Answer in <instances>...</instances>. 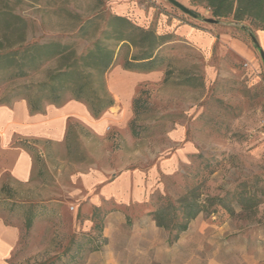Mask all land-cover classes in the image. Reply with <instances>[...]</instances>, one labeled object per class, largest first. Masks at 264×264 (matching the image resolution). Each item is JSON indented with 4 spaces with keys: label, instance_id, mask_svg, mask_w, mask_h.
Instances as JSON below:
<instances>
[{
    "label": "rangeland",
    "instance_id": "1",
    "mask_svg": "<svg viewBox=\"0 0 264 264\" xmlns=\"http://www.w3.org/2000/svg\"><path fill=\"white\" fill-rule=\"evenodd\" d=\"M177 1L197 17L167 0H0V13L10 11L26 21L25 42L68 43L77 54L103 39L114 15L164 36L156 50L162 59L159 76L140 78L133 86V99L139 98L136 116L133 106L125 124L113 115L101 134L72 118L76 126L68 142L38 139L28 181L8 173L0 177V218L19 229L6 264H167L168 239L175 230L153 225L152 211L170 203L180 221L178 199L190 189L205 208L189 222L173 260L264 264V71L251 37L264 30L250 18L213 17L203 1ZM5 25L0 17V41L14 43L18 36L4 33ZM184 27L210 34L213 43L198 46L179 30ZM231 38L240 48L230 46ZM105 42L115 56L106 81L140 49ZM57 65L52 61L38 73L3 81L0 95L42 80ZM122 86L115 81L117 90ZM92 169L107 171V177L122 171L145 174L146 201L121 205L102 200L93 217L95 207L82 180ZM211 197H219L221 204L206 201ZM100 220L99 231L94 223ZM216 230L234 232L237 244L213 247ZM95 245L99 249L90 251ZM130 245L133 253L126 248Z\"/></svg>",
    "mask_w": 264,
    "mask_h": 264
},
{
    "label": "trees",
    "instance_id": "2",
    "mask_svg": "<svg viewBox=\"0 0 264 264\" xmlns=\"http://www.w3.org/2000/svg\"><path fill=\"white\" fill-rule=\"evenodd\" d=\"M206 3L213 17L224 18L231 16L234 20L250 18L255 25L264 30V0H200ZM5 19L4 33L18 36L14 43L4 45L0 41V83L14 79L25 78L30 74L38 73L42 66L49 62L58 65L45 74L40 81L22 83L11 88L7 93L0 95V104H11L17 99L27 102L30 112H42L46 104L59 105L67 99L83 102L94 117L100 116L107 108L113 105L114 100L107 90L104 75L114 63V49L105 40L111 39L122 44H132L139 47L140 52L131 58L125 59L122 68L131 71L148 72L156 70L162 59L156 50L163 35H157L153 30H145L133 25L127 18L114 15L108 19L104 29L103 39L96 40L90 48L81 54L68 43L48 41L44 43L25 42L27 23L10 11L0 13ZM166 76L164 80H166ZM69 96V97H66ZM139 98L132 100L133 112L136 116ZM134 119L130 122L132 126ZM76 124L68 123L65 142H68L74 133ZM132 133L136 135L134 129ZM15 144L24 147L31 153L34 145L27 140H16ZM199 195L190 189L178 199V214L170 203L152 211L156 226L171 232L170 244L177 241L180 234L188 228V224L205 206L198 199ZM206 201L221 204L219 197H211ZM95 207L92 216L96 218ZM95 214V215H94ZM102 221H96L94 228L99 231ZM93 241V238H90ZM95 245L90 251L98 250Z\"/></svg>",
    "mask_w": 264,
    "mask_h": 264
},
{
    "label": "crops",
    "instance_id": "3",
    "mask_svg": "<svg viewBox=\"0 0 264 264\" xmlns=\"http://www.w3.org/2000/svg\"><path fill=\"white\" fill-rule=\"evenodd\" d=\"M179 30L190 36L202 48L209 47L213 43V39L208 33L194 31L191 27H184ZM254 37L259 46L264 47V31L257 32V36ZM229 44L231 47L240 48V44L236 39L231 38ZM159 74L158 70L141 72L123 68L120 71L111 72L105 82L114 103L98 117H94L83 102L75 99H67L59 105L46 104L42 112H30L24 99H17L11 104H0V177L8 173L15 180L26 182L33 173L32 154L24 147L15 144L16 140H27L32 145H35L38 139L62 143L65 141L67 125L72 118L78 119L81 124L92 128L98 134L103 132L106 124L112 120L113 115L119 119L121 125L125 124L131 115L134 96L133 86L137 84L140 78L154 79ZM124 77H131L132 81H126ZM115 81L122 83L121 90L114 87ZM113 108H118L115 114L110 111ZM107 174V171L93 169L82 174L88 200L94 207H99L103 201L107 200L121 205H128L132 201L136 205H142L146 201L144 196L149 182L145 174L139 171H122L111 177H107ZM147 219L143 220V223ZM151 220L152 224L156 225L154 219L151 218ZM189 227L180 234L177 241L167 245L169 247L166 252L169 258L167 264H188L182 261V256H180L181 261L179 262L173 259L176 258L174 253L176 246L188 234ZM138 230L136 231L137 234H145L144 230H142L143 232ZM213 233L215 234L213 238L216 239L213 247L222 244L221 248L227 247L230 249L237 244L234 241L236 235L232 231L224 234L223 230H216ZM18 238L19 229L5 224L0 218V264H6V260L11 256ZM220 238L223 239L222 242L218 241ZM258 243L260 242H254V244ZM129 244H131V241ZM126 248L132 253L135 250L132 245ZM180 254L185 253L181 252Z\"/></svg>",
    "mask_w": 264,
    "mask_h": 264
},
{
    "label": "water",
    "instance_id": "4",
    "mask_svg": "<svg viewBox=\"0 0 264 264\" xmlns=\"http://www.w3.org/2000/svg\"><path fill=\"white\" fill-rule=\"evenodd\" d=\"M167 1H169L173 6L177 7V8H178L180 11H182L183 13H186V14L192 16V17H195V18L197 17V15H196L194 12H192L189 8H187L185 5H183V4L180 3L179 1H177V0H167ZM206 20L209 21V22H215V21H216V20L213 19V18H206ZM251 37H252V39H253V41H254L256 47H257L258 50H259L260 57H261V60H262V63H263V71H264V51H263V49L259 46V44H258L256 38H255L254 36H251Z\"/></svg>",
    "mask_w": 264,
    "mask_h": 264
}]
</instances>
